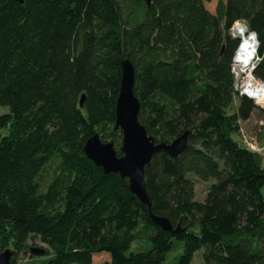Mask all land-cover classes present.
I'll use <instances>...</instances> for the list:
<instances>
[{
	"label": "trees",
	"instance_id": "obj_1",
	"mask_svg": "<svg viewBox=\"0 0 264 264\" xmlns=\"http://www.w3.org/2000/svg\"><path fill=\"white\" fill-rule=\"evenodd\" d=\"M212 1L0 0L1 250L38 238L28 264H190L199 252L203 264H264V169L232 138L264 134V110L234 87L231 35L239 23L255 35L251 75L264 84V0ZM122 60L147 135L187 133L143 174L151 214L177 233L82 152L96 134L120 156ZM197 182L209 184L203 201Z\"/></svg>",
	"mask_w": 264,
	"mask_h": 264
},
{
	"label": "water",
	"instance_id": "obj_2",
	"mask_svg": "<svg viewBox=\"0 0 264 264\" xmlns=\"http://www.w3.org/2000/svg\"><path fill=\"white\" fill-rule=\"evenodd\" d=\"M19 4L22 0H12ZM148 6L153 0H141ZM258 46V43H257ZM257 50V49H256ZM119 88L115 101L114 125L112 130L120 133V146L118 157L111 142H101L98 135L94 134L84 144L82 152L84 156L100 168L104 174H117L128 182L129 192L147 207L151 221L162 231L177 233L178 226L172 230L169 222L164 218L154 217L150 212V201L145 192L143 182L144 169L149 165L151 158L159 153H165L171 158L176 157L186 147L187 133L182 134L170 143H156L147 135L144 127L137 120L139 103L133 95L134 70L127 60L119 63ZM83 97L79 101L81 106ZM30 253L36 256L43 254L37 248L30 249ZM12 251L0 252V264H9Z\"/></svg>",
	"mask_w": 264,
	"mask_h": 264
},
{
	"label": "rangeland",
	"instance_id": "obj_3",
	"mask_svg": "<svg viewBox=\"0 0 264 264\" xmlns=\"http://www.w3.org/2000/svg\"><path fill=\"white\" fill-rule=\"evenodd\" d=\"M215 0L212 1V3H210L208 6L209 8H212L215 4ZM239 25H242L239 23ZM233 33V32H232ZM233 38H237L239 39V41L241 42V39L234 35L232 36ZM255 59V58H254ZM255 61H252L251 63H254ZM244 64L243 66H238V63L237 65H233V76H234V80L235 82L241 86L242 84L245 83V80H246V77H247V74H248V70L251 69L250 66H252V64ZM243 72H246V73H243ZM237 101L235 100L234 101V105H236ZM233 108H230L228 110V113H231L233 112ZM3 113H7V108H3V107H0V115L3 114ZM254 120H258L256 116H253V121ZM256 122H253V126H257ZM5 133V132H3ZM232 138L238 142L240 145L241 144H250L252 145V148H253V152H255L259 157H260V166L264 169V134H257L256 136L255 135H246L245 133H234L232 135ZM208 186L209 184H206V183H201V182H197L196 183V187H195V193H196V200L198 201H203L205 195H206V192H207V189H208ZM262 194L264 196V185H263V188H262ZM9 243L6 244L5 248L4 249H0V252H3L4 250H10V251H14L15 253V257H16V260H17V264H28L29 262H31L33 259H30L29 257V254H28V250L30 248H37V249H45V246L40 243L39 239L38 238H32V239H29L27 240V242L24 244V247L19 250L18 252L16 250H14L13 247L10 246L9 248ZM131 250H135V249H140L141 246L139 244V242H134L131 244L130 246ZM190 264H203L202 262V259H201V253H196L194 255V258L193 260H191Z\"/></svg>",
	"mask_w": 264,
	"mask_h": 264
},
{
	"label": "bare ground",
	"instance_id": "obj_4",
	"mask_svg": "<svg viewBox=\"0 0 264 264\" xmlns=\"http://www.w3.org/2000/svg\"><path fill=\"white\" fill-rule=\"evenodd\" d=\"M233 34L241 39V48L236 58V63H238L239 67L244 64H250L256 52L255 36L249 34L247 28L243 25L235 26L233 28ZM244 87L246 89L245 92H247L251 98L255 99L258 103H264V86L260 84L256 85L249 72Z\"/></svg>",
	"mask_w": 264,
	"mask_h": 264
},
{
	"label": "built area",
	"instance_id": "obj_5",
	"mask_svg": "<svg viewBox=\"0 0 264 264\" xmlns=\"http://www.w3.org/2000/svg\"><path fill=\"white\" fill-rule=\"evenodd\" d=\"M243 25V24H242ZM243 26H245V25H243ZM233 28H232V30H231V35L233 36ZM249 34H251V35H254V34H252V33H249ZM255 36V35H254ZM256 38V37H255ZM257 40H256V49H257ZM240 48H241V42H239V45H238V47H237V49H236V51H235V54H234V57H233V64H232V67H233V65H237V56H238V53H239V50H240ZM255 56H256V52H255ZM255 56H254V58H255ZM253 61H255V59H253ZM252 64V66H250L251 67V69L250 70H248V72H249V74L251 75V72H252V70H253V67H254V63H251ZM232 74H233V68H232ZM251 77H252V75H251ZM252 79H253V77H252ZM253 81L255 82V84L256 85H258V84H260V85H263L264 86V84L263 83H261V82H257V81H255L254 79H253ZM234 87H235V89L239 92V94L240 95H245V96H247L248 98H250V99H252L253 101H254V103H255V105L257 106V107H259L260 109H262V110H264V103H258L255 99H253V98H251L250 96H249V94L247 93V92H245V87H244V84H242L241 86H239L236 82H235V80H234ZM260 124H262V123H260ZM243 146H245L246 148H248L249 150H253V148H252V145H250V144H242Z\"/></svg>",
	"mask_w": 264,
	"mask_h": 264
},
{
	"label": "crops",
	"instance_id": "obj_6",
	"mask_svg": "<svg viewBox=\"0 0 264 264\" xmlns=\"http://www.w3.org/2000/svg\"><path fill=\"white\" fill-rule=\"evenodd\" d=\"M245 133V132H244ZM246 134V133H245ZM247 135V134H246Z\"/></svg>",
	"mask_w": 264,
	"mask_h": 264
}]
</instances>
